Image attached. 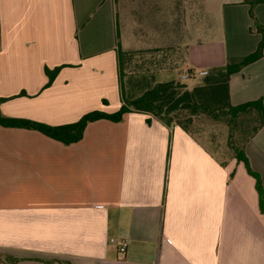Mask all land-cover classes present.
I'll list each match as a JSON object with an SVG mask.
<instances>
[{
	"label": "crops",
	"instance_id": "0c3cea01",
	"mask_svg": "<svg viewBox=\"0 0 264 264\" xmlns=\"http://www.w3.org/2000/svg\"><path fill=\"white\" fill-rule=\"evenodd\" d=\"M253 13L264 25V1ZM260 38L243 0H0V111L49 126L114 113L118 45L159 50L163 83ZM229 99L264 105V48L231 75ZM245 156L263 210L242 162L145 114L91 122L70 145L0 126V264H264V127Z\"/></svg>",
	"mask_w": 264,
	"mask_h": 264
},
{
	"label": "trees",
	"instance_id": "16d2710c",
	"mask_svg": "<svg viewBox=\"0 0 264 264\" xmlns=\"http://www.w3.org/2000/svg\"><path fill=\"white\" fill-rule=\"evenodd\" d=\"M264 0H243L249 6V16L253 20L255 31L261 38L256 50L246 56L231 58L222 67L212 68L207 75L197 83L182 84L179 81L153 82L152 78L138 76L126 79L125 63L142 54H160L154 50L124 51L118 45V74L120 82L121 107L114 113L93 111L83 115L77 122L63 126H49L27 119L9 118L0 111V126L4 128L27 129L70 145L80 141L86 126L98 120H108L114 123L121 122L127 113H141L159 121L165 127L178 126L190 133L189 127L192 117L203 116L214 122L222 123L228 127V145L237 162H242L247 172L256 179V188L260 196V209H262V192L259 178L249 169L245 156V146L257 132L264 127V105L261 99L232 105L229 99V79L232 74L239 72L245 66L257 61L263 56L264 25L255 18L253 9ZM118 39V34H117ZM161 63L157 69H161ZM59 68L53 71L45 70L48 76L46 87L53 81ZM133 81V82H132ZM6 99H0V105ZM192 135V134H191ZM15 264L19 259L8 257L5 259ZM47 264H69L65 261H44Z\"/></svg>",
	"mask_w": 264,
	"mask_h": 264
},
{
	"label": "rangeland",
	"instance_id": "374dc122",
	"mask_svg": "<svg viewBox=\"0 0 264 264\" xmlns=\"http://www.w3.org/2000/svg\"><path fill=\"white\" fill-rule=\"evenodd\" d=\"M159 55V56H158ZM142 54L137 57H131L124 66V72L126 79L138 76H146L152 78L153 82H157L155 79L156 68L160 54ZM165 65L167 64L164 63ZM185 68H181L184 70ZM175 80L189 87L199 81L196 78L194 81L182 80L179 78V72L174 73ZM133 82V81H132ZM190 133L201 143H203L211 152H213L220 161H225L232 156L231 149L228 145V127L222 123L214 122L203 116L192 117V123L189 127Z\"/></svg>",
	"mask_w": 264,
	"mask_h": 264
},
{
	"label": "built area",
	"instance_id": "2783aa9c",
	"mask_svg": "<svg viewBox=\"0 0 264 264\" xmlns=\"http://www.w3.org/2000/svg\"><path fill=\"white\" fill-rule=\"evenodd\" d=\"M207 71H195V70H190L187 73H185L182 76V80H191L194 81L196 78H202L207 75ZM113 242V240H111ZM120 250H123V246L125 245V242H120L119 244Z\"/></svg>",
	"mask_w": 264,
	"mask_h": 264
}]
</instances>
